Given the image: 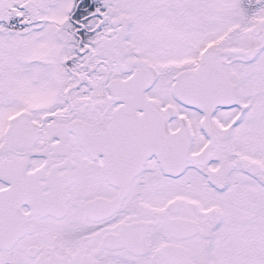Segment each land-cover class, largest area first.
Instances as JSON below:
<instances>
[{
	"label": "snow or ice",
	"instance_id": "1",
	"mask_svg": "<svg viewBox=\"0 0 264 264\" xmlns=\"http://www.w3.org/2000/svg\"><path fill=\"white\" fill-rule=\"evenodd\" d=\"M0 264H264V0H0Z\"/></svg>",
	"mask_w": 264,
	"mask_h": 264
}]
</instances>
